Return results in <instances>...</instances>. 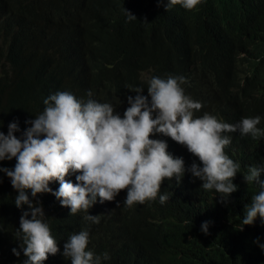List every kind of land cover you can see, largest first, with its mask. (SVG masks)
<instances>
[{
  "label": "clouds",
  "instance_id": "9594fccd",
  "mask_svg": "<svg viewBox=\"0 0 264 264\" xmlns=\"http://www.w3.org/2000/svg\"><path fill=\"white\" fill-rule=\"evenodd\" d=\"M126 1L113 21L137 19ZM155 1L165 11L200 2ZM234 1L232 14H256L248 0ZM12 9L0 0V17ZM140 79L146 87L128 88L136 95L123 115L92 90L87 98L58 90L34 119L0 124V183L12 186L15 207L13 228L0 237L5 264H198L247 233L264 252L261 117L195 116L203 108L185 93L184 76Z\"/></svg>",
  "mask_w": 264,
  "mask_h": 264
},
{
  "label": "trees",
  "instance_id": "16d2710c",
  "mask_svg": "<svg viewBox=\"0 0 264 264\" xmlns=\"http://www.w3.org/2000/svg\"><path fill=\"white\" fill-rule=\"evenodd\" d=\"M20 1L10 21L0 25V122L32 117L43 98L58 90L81 97L92 90L93 97L119 104L133 93L128 88L143 82L141 73H172L185 77L184 87L194 96L211 95L231 102L241 115H259L264 129V22L256 20L234 50L221 56L202 52L188 67L191 43L214 28L206 15L210 0L194 11H165L155 0H127L126 9L137 19L125 18L116 26L111 16L117 0ZM181 35L187 40L176 47ZM254 160L246 153V162ZM12 191L0 183V237L13 228ZM251 235L234 234L219 255L198 264H264V252L247 241ZM135 238L162 262L150 238L143 233ZM0 264H5L2 259Z\"/></svg>",
  "mask_w": 264,
  "mask_h": 264
},
{
  "label": "bare ground",
  "instance_id": "6f19581e",
  "mask_svg": "<svg viewBox=\"0 0 264 264\" xmlns=\"http://www.w3.org/2000/svg\"><path fill=\"white\" fill-rule=\"evenodd\" d=\"M264 3V0H251L249 3H248V6L249 7H253V6H260L261 4H263ZM220 7L221 8H226V7H224L223 5H220ZM110 100H111V98H109ZM114 99V98H113ZM118 102V101H117ZM233 200H237L239 203H237V204H244L247 200L246 199H244V200H241V201H239L238 200V198H235V199H233ZM140 211L142 212V213H144V214H148V212H152V209H151V207L150 206H141V208H140ZM219 211H222V209H219V210H217V212H219ZM50 261L48 260V259H46V263H49Z\"/></svg>",
  "mask_w": 264,
  "mask_h": 264
}]
</instances>
